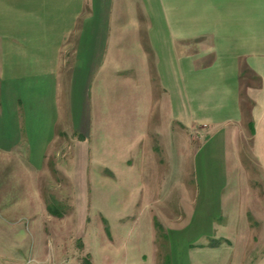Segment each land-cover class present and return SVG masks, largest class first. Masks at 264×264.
<instances>
[{"label": "crops", "instance_id": "crops-1", "mask_svg": "<svg viewBox=\"0 0 264 264\" xmlns=\"http://www.w3.org/2000/svg\"><path fill=\"white\" fill-rule=\"evenodd\" d=\"M249 124L264 166V0H0V199L20 189L8 206L38 228L58 222L39 186L52 162L82 212L94 179L147 211L212 178L201 163L225 178Z\"/></svg>", "mask_w": 264, "mask_h": 264}, {"label": "rangeland", "instance_id": "rangeland-1", "mask_svg": "<svg viewBox=\"0 0 264 264\" xmlns=\"http://www.w3.org/2000/svg\"><path fill=\"white\" fill-rule=\"evenodd\" d=\"M243 84L256 85V78L246 72ZM243 108L247 114L250 103L244 100ZM250 125V132L238 133L241 162L224 165L225 178L217 165L208 169L201 163L212 178L190 175L185 195L168 197V210L163 205L142 210L129 195L103 193L94 179L84 198L88 210L82 212V195L75 193L72 180L57 175L52 162L53 176L43 174L39 186L48 219L57 224L38 228L30 218L17 217L8 204L18 200L21 190L6 189V201L0 199V264H264V166L253 155ZM199 130H190L187 139L203 145L208 134ZM66 142L71 147V139ZM210 151L207 147L202 155ZM189 167L192 172L194 165ZM19 217L26 219L14 223ZM151 220L155 235L147 250L143 234Z\"/></svg>", "mask_w": 264, "mask_h": 264}, {"label": "trees", "instance_id": "trees-1", "mask_svg": "<svg viewBox=\"0 0 264 264\" xmlns=\"http://www.w3.org/2000/svg\"><path fill=\"white\" fill-rule=\"evenodd\" d=\"M48 210H49L50 214L54 215L53 211L49 207H48Z\"/></svg>", "mask_w": 264, "mask_h": 264}]
</instances>
